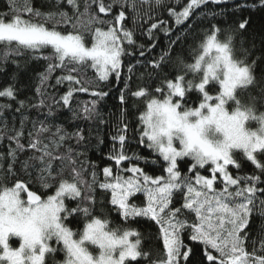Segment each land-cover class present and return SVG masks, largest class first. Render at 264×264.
Segmentation results:
<instances>
[{
  "label": "snow or ice",
  "instance_id": "snow-or-ice-1",
  "mask_svg": "<svg viewBox=\"0 0 264 264\" xmlns=\"http://www.w3.org/2000/svg\"><path fill=\"white\" fill-rule=\"evenodd\" d=\"M5 3L0 264H264V137L244 130L264 122V0ZM130 97L146 98L141 126ZM210 122L231 131L209 150L189 130Z\"/></svg>",
  "mask_w": 264,
  "mask_h": 264
},
{
  "label": "trees",
  "instance_id": "trees-1",
  "mask_svg": "<svg viewBox=\"0 0 264 264\" xmlns=\"http://www.w3.org/2000/svg\"><path fill=\"white\" fill-rule=\"evenodd\" d=\"M3 10H6V3H5V0H0V11H3ZM227 19H228L227 17L222 18V20H224V21H226ZM220 27L221 28H227L228 25H227V23H222L220 25ZM262 27H264V18H262L258 14L254 15L251 31H253L254 33H259ZM198 31H200V30H198ZM200 35H203L202 31L200 32ZM189 39H190V46L191 47H198L201 43L200 36H197V38L195 40H192L191 37ZM245 46H248V45L246 44ZM189 62H193V61L189 60ZM14 70H15V66H11L9 69H7V71H9V72L14 71ZM173 71H177V70L175 68H173ZM30 75H31V73H29L26 69H21V71L19 72V75H18V85L28 84ZM89 75H91V72H89ZM7 82H8L7 78L0 75V88L5 86ZM113 83H114V81H113ZM131 84H132V82L130 81V85ZM135 84H136V87H134L133 90H138V86L141 84V81L136 80ZM122 87H123V83L116 85L115 87L111 88L109 97H106L105 100L102 102L101 111L105 116H107L109 111H112L114 114H118L117 110L120 106L119 105L118 89L122 88ZM105 90H108V89H105ZM31 94L32 93L30 91H27V90H25V92H24V95H31ZM24 95H22L20 98L21 99L24 98ZM78 95H79V100H81V101L90 100L92 98L87 93H81ZM129 99L131 101H134L135 103H134V106H130L127 103L125 104L124 107L126 109H128V111H126L125 115H126L127 119L131 120L134 123L135 126H141L140 121H139V116L141 115V113L143 111L146 110V98L130 97ZM0 102H2V98H0ZM260 112H264V107L260 108ZM257 114H259V112ZM65 117H70V113L65 112L64 115L62 116V119ZM253 122L254 123L252 125L256 126L257 123L255 121H253ZM94 132H95V129H94ZM107 132H108L107 127L100 126V135L103 136V138L105 139V144L104 145H98L96 142V139H95V135H93L92 148L88 152V158L91 161L96 162L98 164V166H101V167L106 163V161H104L101 157L103 154H106L108 151L109 142L107 139ZM141 152H143L144 154H147V152H150V150H147V152H146L143 149V147H141ZM189 164H190V160L185 158L184 163H181L179 166L181 168H184V167L188 166ZM244 165L248 169H251V167H253L250 162L246 161V158H244ZM230 167H234V166H230ZM80 226L82 227V225H80ZM147 238L148 237L145 236V240H147ZM15 242L13 241V244H15ZM142 243H143V241H142Z\"/></svg>",
  "mask_w": 264,
  "mask_h": 264
},
{
  "label": "clouds",
  "instance_id": "clouds-1",
  "mask_svg": "<svg viewBox=\"0 0 264 264\" xmlns=\"http://www.w3.org/2000/svg\"><path fill=\"white\" fill-rule=\"evenodd\" d=\"M243 111L248 113L249 117L254 114V109L251 106H245ZM163 119V117L153 116V120ZM195 121L193 120V123ZM244 130L248 134L255 132L257 135L264 137V122L258 124L257 127H251L246 121L244 124ZM231 131L230 127L223 122L219 124L216 122L205 123L198 125L195 128L189 130V135L193 142L199 143L206 149L219 148L225 142V135Z\"/></svg>",
  "mask_w": 264,
  "mask_h": 264
},
{
  "label": "rangeland",
  "instance_id": "rangeland-1",
  "mask_svg": "<svg viewBox=\"0 0 264 264\" xmlns=\"http://www.w3.org/2000/svg\"><path fill=\"white\" fill-rule=\"evenodd\" d=\"M253 123H254V122H252V124H253ZM257 126H258V124H257L256 126H253V125H252V127H254V128H255V127H257ZM187 159H189V160H190V158H187ZM206 167H207V166H206ZM14 242H15V241H14ZM14 245H17V241L15 242V244H14Z\"/></svg>",
  "mask_w": 264,
  "mask_h": 264
}]
</instances>
